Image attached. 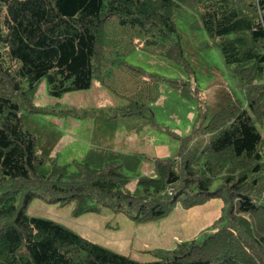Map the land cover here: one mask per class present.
<instances>
[{"label":"trees","instance_id":"16d2710c","mask_svg":"<svg viewBox=\"0 0 264 264\" xmlns=\"http://www.w3.org/2000/svg\"><path fill=\"white\" fill-rule=\"evenodd\" d=\"M180 7L198 13L195 25L218 45L244 103L219 83L209 111H198L188 133L174 135V155L153 156L155 175H139L132 189L138 152L91 145L72 168L57 163L52 150L61 130L35 117L43 111L33 101L38 82L45 78L48 92L60 96L96 79L126 99L122 113L143 112L146 97L131 76L138 67L121 55L137 40L181 62ZM183 91L200 97L195 83ZM105 117L100 126L109 129ZM145 121L161 126L153 112ZM259 128L264 132V0H0V264H264ZM34 197L73 201L74 214L107 206L139 221L211 197L223 205L202 238L153 247L154 259L137 260L29 215Z\"/></svg>","mask_w":264,"mask_h":264},{"label":"rangeland","instance_id":"374dc122","mask_svg":"<svg viewBox=\"0 0 264 264\" xmlns=\"http://www.w3.org/2000/svg\"><path fill=\"white\" fill-rule=\"evenodd\" d=\"M197 19L198 13L190 8L180 7L176 13L181 62L166 53L142 47L137 40H134L138 44L135 48L121 55V61L138 67V74L131 71V76L142 86L140 96L146 97L147 108L143 112L122 113L125 105L121 104L126 99L96 79L88 88L60 96L48 92L45 78L38 82L33 101L43 111L35 117L61 130V137L52 150L57 163L72 168V160L83 157L91 145L138 152L140 164L129 172L127 184L132 189L139 175H155L153 156L174 155L179 143L174 135L188 133L198 111H209L219 83L231 98L244 103V94L230 66L224 63L218 45L211 41L201 24L195 25ZM190 82L201 90L197 99L192 96L193 92L183 91ZM93 108L105 109L104 126L109 129L100 126L105 114L98 117ZM150 112L160 127L145 121ZM259 129L264 141V132ZM73 204V201L49 202L34 197L25 210L29 215L52 219L90 241L137 260L154 259L153 247L163 248L180 239L202 238L201 232L212 229L211 223L221 214L223 205L219 197H211L187 208L176 204L163 218L139 221L107 206L74 214Z\"/></svg>","mask_w":264,"mask_h":264},{"label":"crops","instance_id":"0c3cea01","mask_svg":"<svg viewBox=\"0 0 264 264\" xmlns=\"http://www.w3.org/2000/svg\"><path fill=\"white\" fill-rule=\"evenodd\" d=\"M175 242H176V241H175ZM169 244H170V243H169ZM169 244H167V245H163V246H161V247H172L175 243H174L173 245H169Z\"/></svg>","mask_w":264,"mask_h":264},{"label":"bare ground","instance_id":"6f19581e","mask_svg":"<svg viewBox=\"0 0 264 264\" xmlns=\"http://www.w3.org/2000/svg\"><path fill=\"white\" fill-rule=\"evenodd\" d=\"M177 28V27H176Z\"/></svg>","mask_w":264,"mask_h":264}]
</instances>
